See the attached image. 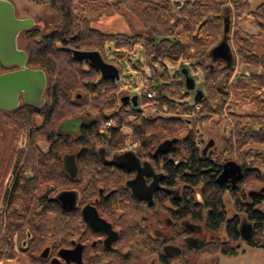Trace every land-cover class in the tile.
<instances>
[{
  "label": "trees",
  "instance_id": "obj_1",
  "mask_svg": "<svg viewBox=\"0 0 264 264\" xmlns=\"http://www.w3.org/2000/svg\"><path fill=\"white\" fill-rule=\"evenodd\" d=\"M32 1L54 9L56 25L51 31L43 32L34 24L20 35L26 41L24 48L28 53V65L46 72L47 86L43 105L23 102L14 109L4 110L3 122L12 128L16 138L29 128L34 129L29 150L25 153L24 149L14 147L12 163L5 174L16 170L18 164L24 161L25 168L31 166L36 176L28 178L20 174L11 193L8 190L0 193L8 200L5 214L8 227L0 242V262L18 257V242L20 251L28 254V263H40L42 259L36 252L44 230L42 222L38 223L33 218L48 212L59 217L68 215L56 201L43 195L42 187L54 180V177L47 178V172L57 171L61 166L60 158L51 157L50 152L71 151L76 144H70L67 136L56 133L57 124L80 114L91 119L82 127L83 132L77 140L81 145L80 153H83V169L87 170V162L96 158L95 152L100 146L110 151L123 150L127 138L131 137L139 142L137 153L143 158H150L161 141L176 137L177 144L172 152L179 162L176 164V159L165 158L163 168L169 171L170 182L182 184L181 193L175 198L180 215L192 213L195 218L202 219L206 214H203L204 211H208L205 215L207 224L216 229L227 222L228 234L236 241L239 238L236 226L239 215L225 221V196L229 193L235 208L255 223L249 243L264 248V207H260L264 203V191H261L264 185L255 195L250 196L247 191L258 183L264 184V154H254L253 148L246 147L252 143H264V52H257L260 39L264 38V3L254 10L252 0H231L235 23L230 33L237 60L227 65L223 60L212 62L209 51L223 37L224 9L230 0H117L114 3L117 8L124 7L135 15L150 35L113 33L93 26L89 17L76 11L75 4L79 0ZM244 15L255 18L260 27L258 34L242 27L240 19ZM109 43L129 50H133L136 44H142L144 62L132 61L131 64L144 74L146 66L150 67L147 86L156 92L154 97L141 95L137 106L131 100H122L126 93H120L117 79L101 77L95 65L89 60L75 58L70 50H99L106 56ZM124 54L122 51L118 55ZM166 59L188 60L196 70L202 71L204 94L201 99L194 103L187 100L190 89L186 81L179 71L173 74L169 71L164 62ZM112 62L116 64L115 60ZM156 64H160L162 71L156 68ZM237 66L242 69L252 66L255 69L250 73L237 72ZM7 68L0 60V72ZM121 77L126 83L127 78L124 75ZM247 100L258 109L238 111V106ZM196 105L200 106L198 110ZM227 107H230L228 116L233 121V127L228 134L223 133L220 148L214 153L219 161L239 160L244 169L237 187L230 189L217 181L214 170H208L211 160L202 158L201 148L196 145L199 128L217 115H222ZM192 112L196 114L191 116ZM109 120L115 124L101 131L102 125ZM223 120L227 122L228 119L219 118L218 123ZM126 128L131 133H127ZM44 137L57 138L48 150L47 160L51 164L45 165L41 164L42 157L37 156V152L43 150L38 146L32 147ZM56 160L59 163L53 166ZM106 178L98 179L97 184L116 185L115 181L111 182V177ZM89 190L91 186L84 190V199L86 195L89 198L95 193H88ZM111 201L115 208L130 206L125 199L116 197ZM131 209V216L140 215L136 208ZM29 229L33 236L24 248L21 242L28 236ZM230 247L229 242L220 243L219 239L214 250L222 248L221 251L228 253L233 251Z\"/></svg>",
  "mask_w": 264,
  "mask_h": 264
},
{
  "label": "flooded vegetation",
  "instance_id": "obj_2",
  "mask_svg": "<svg viewBox=\"0 0 264 264\" xmlns=\"http://www.w3.org/2000/svg\"><path fill=\"white\" fill-rule=\"evenodd\" d=\"M253 1L254 10H258L264 3V0H261L254 5ZM228 16H230L231 20L229 40L233 45L230 31L234 28L235 16L231 0L224 9V29L225 19ZM253 19L257 24L254 17ZM258 29L256 34L260 32L259 26ZM15 69H17V66H10L1 71L0 74ZM20 100L21 102L18 106L25 102L22 95H20ZM0 110L4 112V110L11 109L0 108ZM4 116L5 114H3V118ZM76 116L78 115L73 117ZM90 121L82 122L77 130L75 128H67L64 132L59 131V124L62 121L56 126L57 134L67 136V141L70 144H76L71 151H64L59 154L50 152L51 157L60 158L61 166L57 171L47 172V178L54 177V180L43 184V195L48 200L56 201L68 215L59 217L48 212L47 215L33 218L38 223L42 222L41 226L44 230L39 243L40 248L36 252L43 261L41 260L40 263H28L27 252H21L19 249L20 244L17 242L18 257L3 260L0 264H13L11 261H17L15 264H190L195 253L207 252L218 243L219 237L211 238L205 227L213 231L224 229L226 238L220 239V243L231 242L230 240L232 239L228 234L227 222L216 229L211 228L206 221L208 211H204L203 214L206 213V216H202V219L195 218L192 213L180 215V207L175 202V198L179 197L182 184L170 182L168 178L170 176L169 171L163 168L165 158L173 161L176 159L174 161L176 164L179 162L172 152L176 147L177 138L168 150L155 154L158 145L164 140L161 141L150 158L141 157L136 150L110 151L107 147L100 146L95 152L96 158H93L91 162H87L89 167L87 166V170H85L82 166L83 153H80L81 145L77 140L83 132L82 127ZM33 130V128H29L27 132L22 133L25 136L24 144H26L23 146L21 143L16 148L24 149L25 153L29 150L31 132ZM15 136L14 132V138ZM56 140L57 138L44 137L40 138L38 143H33L32 147L38 146L43 150L42 152H37V156L42 157L41 164H51L47 160V156H49L48 150L50 145ZM196 145L201 148L200 154L202 158L211 160L212 165L208 170H214V173L217 174V181L223 169L222 165L229 160L236 161L243 169L242 163L237 159L230 158L223 161L217 159V155L214 152L219 147L217 148L213 138L205 143L204 141L196 142ZM12 153L9 152L5 155L0 149V178L5 180L3 183L5 190L10 193L16 187L20 174L28 178L36 176V172L31 166L28 169L25 168L24 161L18 164L16 170H11L5 174L6 168L12 163ZM53 163V166H55L59 162L56 160ZM54 169L56 170V168ZM106 176L111 177V182L115 181L116 185L111 187L106 186L104 183L97 184L98 179H107ZM239 180L232 182V178L229 177L224 182H218L230 189L236 188ZM90 186L91 190L88 193H93L92 191H95V193L89 198L86 195L87 198L84 199V190L89 189ZM93 186L94 188L92 189ZM66 191H72L77 194V199L73 206L69 204L72 200H62L58 197L60 193ZM261 191H264V189H261ZM248 192L252 196L260 191L250 189ZM146 195L150 197V201ZM169 195L171 198H169ZM116 197L121 200L125 199V203L130 206H126L127 208L123 206L122 209L115 208L111 200L112 198L116 199ZM9 198L10 196H8ZM3 201L4 205H2L0 211V242L8 227L5 215L8 200L3 198ZM88 204L95 206L100 216L110 224V226H104L107 230L97 229L89 221L85 220L83 208ZM131 207L136 208L140 215L131 216L130 213L133 212ZM225 211V221L231 220L237 214L239 215V222L236 225L239 232L238 239H243L241 233L243 223L247 221L252 224L253 231L251 236L248 239H243L249 243L255 231L254 221L249 220L237 209L233 215L228 216L226 200ZM32 236L33 232L29 229V234L22 240L21 246L25 248ZM236 247V245H232L230 250L233 251L228 253H235ZM21 256H24L25 259H20Z\"/></svg>",
  "mask_w": 264,
  "mask_h": 264
},
{
  "label": "rangeland",
  "instance_id": "obj_3",
  "mask_svg": "<svg viewBox=\"0 0 264 264\" xmlns=\"http://www.w3.org/2000/svg\"><path fill=\"white\" fill-rule=\"evenodd\" d=\"M16 7V13L18 17H31L35 21V25L42 29L43 32L51 31L56 25V14L55 10L50 8L45 4H38L32 0H11ZM261 0H254L253 4L256 5ZM115 2L117 0H79L76 2V11L83 12L84 16L90 18L93 26H96L102 30L113 33H121V34H130V33H144L147 34V30L144 28L143 24L137 19L135 15H133L128 9L121 7L117 8L115 6ZM255 7V6H254ZM240 23L242 27L250 33H257L258 26L255 23L253 17L243 16L240 19ZM147 35H150L149 33ZM232 35V34H231ZM25 39L20 36L19 44L21 47H25ZM235 49V48H234ZM124 51L125 54L123 56H119L120 52ZM101 56L108 62H112L115 60L116 62V79L119 80L122 75H124L127 79L125 80L127 84L130 86L126 89L123 88L122 93H129L131 95H139L136 90L132 89L131 86H141L144 83L145 74L141 71L135 70L131 64L132 61L144 62V49L142 44H136L133 50H129L123 47H117L114 43L108 44V51L106 56H104L101 51L98 50ZM257 52L262 54L264 52V40L261 39L259 45L257 47ZM74 56V55H73ZM75 57V56H74ZM169 69V71L173 74L176 70L179 71L184 80H186V76L183 73V69L187 68L189 75L194 79L195 86L190 89V96L187 100L191 103L196 101V96L200 94H204L203 91V74L200 69L196 70L188 60H179L173 61L166 59L164 61ZM113 63V62H112ZM149 67V66H148ZM150 68V67H149ZM156 68L162 71V67L160 64H156ZM255 68L250 66L247 69H242L240 66H237V72L250 73ZM151 74V72H150ZM141 97V95H139ZM230 107L225 110L222 115H217L216 118L207 123L203 128H199L200 131L197 132L196 142L208 141L213 138L217 145V148H220L221 139L223 137V133H226L231 130L233 127V121L228 116V110ZM258 108L256 105L252 104L249 100L246 103L238 106L237 110L240 112L244 111H256ZM155 110V109H153ZM162 112V111H161ZM3 114L4 112L0 110V149L6 155L9 152H12L14 147L21 145H25V136L20 135L19 138H14V132L12 128L6 126L3 122ZM228 119L227 122L224 120L222 123H218V119ZM231 119V120H230ZM219 124V125H218ZM104 125V124H103ZM102 125V127H103ZM230 127V128H229ZM127 133H131L128 128L125 129ZM226 132H225V131ZM226 133V134H228ZM134 141L131 137H128L125 142V148L127 141ZM19 142V143H18ZM220 144V145H219ZM254 149V154L258 152H262L264 154V143H252L250 146H246ZM2 177V176H1ZM2 182V183H1ZM5 180L0 178V193L5 190L4 183ZM264 184L258 183L254 187H250L247 189L259 190L262 188ZM226 200V208L228 209V216L233 215L236 212L234 207L233 199L230 197L229 193L225 196ZM4 205L3 196H0V211ZM260 207H264V203L260 205ZM205 227V226H204ZM207 233L211 238L219 239L226 238V232L224 229H220L217 231L208 230L205 227ZM213 238V239H214ZM229 246L236 245L235 253H224L223 251L214 250V246L210 248L207 252L195 253L193 258L191 259L190 264H264V248L261 246H253L247 241L243 239H238L237 241L230 240ZM20 259H25L24 256H21ZM15 264L17 261H11Z\"/></svg>",
  "mask_w": 264,
  "mask_h": 264
},
{
  "label": "water",
  "instance_id": "obj_4",
  "mask_svg": "<svg viewBox=\"0 0 264 264\" xmlns=\"http://www.w3.org/2000/svg\"><path fill=\"white\" fill-rule=\"evenodd\" d=\"M225 22L224 36L210 49L209 54L212 62L223 60L227 65H232L236 60V53L229 40L230 16L226 17ZM34 24L35 21L31 17L23 18L17 16L15 4L11 0H0V60L7 67L17 66L15 70L0 74V108H16L21 102L20 95H22L25 102L36 106H40L45 102L44 93L47 86L46 72L41 68L28 65V53L19 44L21 33ZM70 50L75 58L89 60L95 65L100 70L101 77H112L116 79V64L106 61L98 50H81L76 48H71ZM183 73L186 76L185 81L187 87L192 89L195 86L194 79L189 75L187 68L183 69ZM202 97V94L197 95L196 100ZM122 100H131L137 106L139 96L137 94L133 96L125 95L122 97ZM84 121H90L84 114L66 119L59 124V131L64 132L67 128H75L77 130ZM175 139L176 137L168 138L161 142L155 150V154L168 150ZM123 166L126 167L125 165ZM222 168L218 177V181L220 182L228 180L229 177L232 178V182H236L244 175L242 166L234 160L227 161L222 165ZM146 196L150 201V197L148 195ZM58 197L62 200H72L69 204L73 206L76 202L77 194L72 191H66L60 193ZM83 215L85 220L89 221L97 229L107 230L104 226H110L100 216L95 206L86 205L83 208ZM252 231V224L245 221L241 229L243 239H248Z\"/></svg>",
  "mask_w": 264,
  "mask_h": 264
},
{
  "label": "built area",
  "instance_id": "obj_5",
  "mask_svg": "<svg viewBox=\"0 0 264 264\" xmlns=\"http://www.w3.org/2000/svg\"><path fill=\"white\" fill-rule=\"evenodd\" d=\"M150 76V68L148 66H146L145 68V78H144V83L141 86H131L132 89L136 90V92L139 93V95H147L148 97H154L156 95V92L154 90H150L147 86L148 83V77ZM118 84L120 85V93L121 91L126 88H128L130 86V84H127L123 81V78L121 77L119 80H117ZM200 108L199 105H196V110H198ZM156 110V109H155ZM154 110V111H155ZM146 112V109L144 108L143 113ZM194 114H196V112H192L190 115L193 116ZM114 121H106L103 125V129L101 131L104 130H108L110 127H112L114 125ZM138 147V143L137 142H132L131 140L127 141L126 144V149L128 150H136V148Z\"/></svg>",
  "mask_w": 264,
  "mask_h": 264
}]
</instances>
